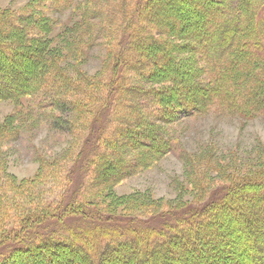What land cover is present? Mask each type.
Returning <instances> with one entry per match:
<instances>
[{
	"label": "rangeland",
	"instance_id": "rangeland-1",
	"mask_svg": "<svg viewBox=\"0 0 264 264\" xmlns=\"http://www.w3.org/2000/svg\"><path fill=\"white\" fill-rule=\"evenodd\" d=\"M71 1L68 8L56 11L50 0H0V45H6L14 58L12 63L0 52V69L4 77L0 76V221L8 232L6 243L17 239L31 244L28 239L24 240L25 230L32 235L55 233L38 243L47 246L33 254L15 257L13 264H71L69 259L77 261L69 256L75 251L91 264L89 257L96 255L97 258L104 243L98 239L102 238L103 225H116L124 230V234L133 225L140 229L152 227L153 242L161 249L155 251L162 258L160 264H180L175 255L182 254V250L178 251L170 241L172 235H176L173 240L178 241V229L172 228L171 224L177 222L180 229L195 231L196 227L188 220H193L192 214L197 213L198 218L207 220L206 226L198 228L197 238L191 240L196 250L181 256L185 259L183 264H264V258L260 263L261 256L259 262L245 257L247 236L245 234L244 238L242 232L245 233L248 226L253 228L257 224L255 229L263 226L260 219L250 221V225L244 219L248 207H241V204L244 201L251 204L253 199L229 196L221 200L233 186L264 175V102H259L263 94L252 96L254 106L250 105V110L231 113L213 106L205 114L192 115L188 113V106L174 103L168 108L162 104L165 115L151 118L150 110L141 108V112L136 113L137 118L155 121L154 126L158 125L161 135V147L152 149L143 142L144 138L138 139V144L133 147L119 149L120 146H114L111 150L115 153L105 147L106 160L112 168L117 169L118 163L124 162L132 168L124 178L109 185L93 187L89 172L92 167L89 166L86 144L91 145L94 118L102 110L100 104L112 102L117 113L124 103L122 88L116 87L139 86L146 95L165 90L176 99H181V94L173 88H185L186 82L194 88L212 87L208 75L201 71L189 81L184 79V74L191 70V60L196 59L195 64L200 68L203 63L197 59L196 50L191 49L195 44L192 37L181 35L191 29L188 26L202 25L215 0H199L201 4L197 0L194 3L193 0L189 3L187 0ZM161 12L166 15L162 18L167 22L163 26L157 22L162 17ZM135 16L139 19L138 26L146 27V24L155 28L151 35L160 46L164 47L167 41L172 44L168 57L171 62L173 59V65H169L168 58L166 63H158L160 67L147 66L150 71H155L152 76L136 77L131 71L123 70L124 63L119 65L120 39L127 35V28L132 27ZM172 21L174 29L168 30L165 26ZM185 27L187 29L183 30ZM218 27L219 24L216 30ZM4 36L13 40L8 41ZM143 40L144 37L141 39L144 44ZM143 46L144 54H139L138 58L147 61L155 55L154 50L150 52L148 44ZM34 69L40 75L48 72L56 75L57 72L59 78L64 75L72 84L62 88L58 99L45 109L39 108L32 95L23 91L30 88L25 80ZM197 105V102L190 103L191 107ZM125 118L132 120L128 115ZM100 138L111 140V133ZM206 205H209L210 208H206L209 211L203 210ZM259 209L264 217V208L260 206ZM214 210L226 217L218 220L221 236H216V243L211 247L205 243L199 245L198 240L204 237L203 230L213 231L217 225L208 214ZM161 226L172 234L166 237L164 232L159 233L156 229ZM57 230L69 233L81 246L68 248L61 244ZM75 232L89 236L80 239L74 236ZM103 235L107 243L123 242V239L107 238V233ZM259 237L262 244L264 235ZM131 241L138 243L135 251L141 253L139 237L132 234ZM52 243L62 248H54ZM4 245L0 246V251ZM221 248L223 251L219 253ZM255 249L250 248V252L258 253ZM108 252L102 251L101 264L112 255ZM169 255L173 256L172 260ZM115 258L113 264H137L118 252ZM146 259L149 261V255Z\"/></svg>",
	"mask_w": 264,
	"mask_h": 264
},
{
	"label": "trees",
	"instance_id": "trees-1",
	"mask_svg": "<svg viewBox=\"0 0 264 264\" xmlns=\"http://www.w3.org/2000/svg\"><path fill=\"white\" fill-rule=\"evenodd\" d=\"M50 1L54 4L56 11H62L68 8L72 2L71 0ZM187 1L188 3L190 2V0ZM143 2L145 1L142 0L141 3ZM196 2L201 4L199 0H197ZM213 4L214 5L211 6L207 11L209 15L205 21H202V25L196 24L194 26H188V28L191 29H189L187 33H183L181 35L185 38L187 36L192 37L191 39H193V42L195 44L191 49L196 50L197 54L199 55V58L197 59L203 63L202 68L197 67L195 64L196 59H193L191 60L192 65L194 66L193 68L191 67L192 65L187 62L189 63L191 70L184 74V79H188L187 81H189L190 79L198 76L199 71H201L203 74L206 73L208 75V80L211 82L212 87L207 88L205 86H200L201 88H194V86L189 85L188 82H186L185 88L180 87L176 89L172 87L174 90H176V92H179V94H181V99L179 97L178 99L174 98L173 94L168 93L165 90L155 93L149 92V95H146L145 93L142 94V88H140L139 86H134V88L129 89H127L128 86L124 85L123 87H116L117 89L122 88V91L120 92L123 93L124 96L122 98L124 103L122 105L121 111H117L116 113L115 109L117 108L112 106V102L105 101L101 103L100 107L102 110L99 111V113L94 118V127L91 135L92 138L89 140L91 142V145L86 144V152L87 154H89V164H91L89 166L92 167L89 172L91 173V177L93 180V187L96 188L101 185H109L114 181L124 178L123 176H125L128 171L132 170V168L125 162L122 164L118 163V166L115 167L117 169H114V167L112 168L110 165V161L106 160L108 158V155L105 153V147L106 149L108 148L107 151L115 153L116 151L111 150L114 146H120L117 147L119 149L123 147H133L138 144V139L140 138H144V141H142H146L152 149L161 147V135L158 131V125H156V128L154 126L153 122L155 121L148 122L147 120H141L142 118H137L136 113H140L141 108L149 109L150 113H148V115L151 118H153L154 116L159 118L162 113V115H165L166 111L162 107V104L168 108L171 105L174 106V103H181L182 106H188V113L192 115L198 113L205 114L213 106L220 108L223 112L231 113L240 110L244 111V109L250 110L249 106H252L253 104V95L259 93L264 95V0H215V2L213 1ZM137 9H139V7ZM140 9L142 8L140 7ZM173 11L175 12L176 10ZM138 12L139 11L137 10L136 14H138ZM178 14L185 15L186 13L178 12ZM161 16L162 17L160 19H157V22H159V24L163 26L164 23H167L162 19L166 15L161 12ZM146 18L148 19L149 17ZM133 21L134 23L131 24L132 27L127 28V35L125 34L124 37L120 39L121 45H118L120 51V54L118 56V60L120 61L119 65L121 64V66H123L124 63L123 70L131 71L133 74H136V77L155 75V71H150L147 66L150 68H153V65L160 67L161 65H158L160 61H164V63H166L168 58L170 59V57H168V50L172 49V47L170 48V45L172 44L168 43L167 41L165 42L166 44L164 45V47L160 46L161 44L157 42V39H155V37L151 35L155 30V28H153L151 24L150 26H152V28L147 26L146 24H144L146 27L138 26V16L133 17ZM173 22L174 21H172L171 24L168 23V26L165 27H168V30H173ZM209 24H211V27ZM217 24H219V27L216 30L215 27ZM209 27L213 29L212 32L209 31ZM9 29L14 30L13 28ZM185 29L187 28L185 27L183 30ZM214 30L216 31L214 32ZM180 32L181 30L179 31V33ZM141 33H144V35ZM11 35L13 34H10L9 36ZM143 37L145 39V41L143 40L144 44L143 42H141V39H143ZM10 38L6 37V39H9L8 41L13 40ZM147 44L150 45V52L154 50L153 53L156 56L154 55L153 57L157 60L159 59V61L154 60L153 57H150L147 61L146 58H138L139 54H144L142 51L144 47L143 45ZM0 52H3V55L8 57V59L10 58L12 63H14V58H11L12 53L8 49H6V45H0ZM153 53H150L151 56L153 55ZM192 54L195 55L196 53L192 52ZM115 56L116 53L115 55H113V57ZM172 63L173 59L169 65H171ZM117 69H114L113 71H117ZM57 74L59 73L56 72L55 75L48 72L47 74L41 73L40 75L39 73L37 74L34 69L29 75V78L26 79L27 81L25 80L28 88H30L27 91L26 89L23 91H25V93L27 92L29 95H32V97L35 99V104L39 108H47V106H49L53 100L58 99L59 93L61 92L62 88H64L65 86L67 87L68 85H72L67 77H64V75H62V78H59ZM0 76L4 78L2 69H0ZM117 79L118 75L114 81L117 82ZM176 79L177 78H175V80ZM172 98H174L173 100H176L173 101L171 100ZM192 102L193 104L197 102L198 105L195 107H191L190 103ZM259 102H264V97L262 98V101ZM125 115H128V117H130L132 120L125 118ZM108 132L111 133V140L100 138L104 137V135ZM142 141L141 143H143ZM87 142L88 140H86V143ZM158 151H161L160 148L158 149ZM74 168V170L77 171L78 165L75 164ZM224 196L221 198L222 201L229 196H241L240 198H242V196H250L251 199H253L251 204H247L245 201L244 204H241V207H248V210L245 212L244 219L246 220L248 225H250V221H257L258 219H260L259 222H261L264 226V217L261 216L262 213L259 209L260 206L264 208V175L260 179H251L242 184L233 186V189L230 188V191L228 192L226 197ZM217 202L219 201H215V203ZM209 205H206L203 210L209 207ZM237 205L239 204L237 203ZM234 206L236 207V204L233 205V207ZM207 209L206 211H209ZM216 211L217 210L210 211V213L208 214H210V216L212 217L213 222L217 221L215 223L217 225L214 227L213 231L203 230L204 237L199 239V242H197V244L199 243V245H201L202 243H205L208 244V247H211L214 245L212 243H216L214 242L216 236H221L220 233H222V231L221 228H218V226H220V222H218V220H220L221 217L222 220H225L226 217L225 215L223 216V214H220ZM198 216L199 213L195 215L192 214L191 217H193V220H188L193 224V226L196 227V230L192 232L185 228L180 229V227L176 224L177 222L171 224L172 228L178 229V241L173 240L176 235L170 236V241L171 243L176 245L178 251L182 250V254L179 253V255H175L177 262H179L180 264H183L185 261V259L181 256L183 254L185 256V254H187L189 250L195 249L194 244L191 243V240H195V238H197L195 234H197L198 228H205L206 226L205 224L207 220L204 218H198ZM261 218L263 220H261ZM182 220L180 221V223L183 222ZM256 225H254L253 228L248 226L249 228L246 229L245 233L242 232L244 238L245 234L247 236L245 247V251L247 250V252L245 257L250 256V258L248 257V259H258L257 262H259V257L261 256V263L264 258V242L260 244L261 242H259V235H264V227L261 226L258 227L259 229H255V227H257ZM166 227L168 228V226ZM217 228L219 229V231L217 230ZM261 228H263V230H261ZM156 230L159 233L164 232L166 237L172 234V232H169L168 230L163 228V226L157 228ZM100 231L102 238L98 239L100 241L103 240L104 243L101 244L98 250L97 258L96 255H91V258L89 257L91 264H101L102 260H100V257L102 251H109L108 254H112L108 255V257L105 258V261H103L105 264H113V262L115 263L116 252L125 254L127 259L133 260V262L137 264H157L158 260L159 264L162 262H160V259L162 258L160 256L158 257V255H156L157 253H155V251H160L161 249L156 247V242H153L154 237H152V233L154 230L152 227L140 229L138 226L133 225L131 226L130 231L124 234V230L116 225H103L101 226ZM29 232L30 231L25 230L26 235L24 236V240L28 239L27 241H30L31 244L26 241V243H22L21 240L17 239L15 242L9 241L8 243H6L5 239L8 232L5 230L3 223H1L0 221V246L5 243L4 249L0 251V264H10V261L11 264H13L14 262L12 260L15 257L19 258L21 257V254L28 255L29 253H32L37 249L44 248L47 245H45L44 243H38L44 242L55 235L54 232V234L52 235H49L48 232L42 235L40 234V232H38V234L32 235V233L30 234ZM16 233L17 232H14V234ZM56 233H58V235L60 236L59 242H61V244L67 246L68 248H79L81 246L78 245L75 240L72 239V237H70L71 235L69 233L67 234L62 230H57ZM95 233L99 236V232L97 229L95 230ZM102 233H107V238L114 237L117 239L119 238L120 240L123 239V242L119 241L115 245H113L112 243H107L105 242L106 237H104ZM249 233L251 236H249ZM132 234H135L139 237V242H141V253L135 251V245L136 247L139 246L138 243H135V241H131ZM76 235L80 239H84L85 237L89 236L87 233L84 234L82 232H75L74 236L77 237ZM165 240L167 241V243L169 242L167 238ZM87 241L90 244L92 243L93 246H96L95 243L91 242L89 239H87ZM179 241L182 242V244H180ZM55 243L57 244L56 241ZM224 243L225 242H223V244ZM52 247L62 248L59 246V244L55 245L54 243H52ZM250 248L251 250H253V248H256L255 250L258 251V253L254 254L250 252ZM222 251L223 248H221V251H219V253ZM76 253L77 252L75 251L69 256H71L72 258L74 257V259H76L77 261L69 259V263L88 264L87 259L83 255ZM147 255H149V261L146 259ZM172 257V255H169V260H172ZM19 264H23V262H19Z\"/></svg>",
	"mask_w": 264,
	"mask_h": 264
}]
</instances>
